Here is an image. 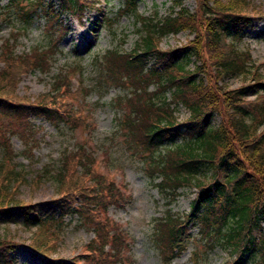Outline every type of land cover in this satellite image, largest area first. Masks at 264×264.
<instances>
[{
    "label": "trees",
    "instance_id": "16d2710c",
    "mask_svg": "<svg viewBox=\"0 0 264 264\" xmlns=\"http://www.w3.org/2000/svg\"><path fill=\"white\" fill-rule=\"evenodd\" d=\"M94 1L59 0L56 9L50 3L48 19L62 24L59 16L68 12L81 21L83 11ZM194 1L190 9L177 0L172 11L160 17L137 13L138 37L128 49L112 47L99 56L95 63L101 72L96 84L123 90L113 97L114 105L122 110L118 124L125 147L140 155L148 176L157 173L159 186L170 197H176L181 186L195 187L188 212L174 217L169 213L155 222L156 240L164 241L165 246L157 242L166 250L164 254L170 258L171 252L178 251L185 243L188 224L196 223L200 244L221 243L229 249L232 257L223 264H240L247 256L254 264H264V76L257 66L248 67L250 55L233 42L242 38L255 16L264 13L252 0ZM43 5L42 0H7L0 6V19L19 11V19L29 22ZM135 6V0H123L119 13L107 17L106 23L112 24L115 15ZM19 29L12 30L0 48V217L10 220L18 212L25 227L35 228L27 245L42 264H77L75 256L55 257L51 253L55 242L46 244L48 236H60L65 214L75 213L79 223L95 232L83 255L91 253L95 264H114L128 242L120 224L103 212L124 196L109 175L96 169L83 140L64 153L61 167L52 173L58 195L50 203L24 200L12 190L15 179L40 180L49 167L22 175L12 165L10 172H3L11 132L24 138L33 132L30 115L61 121L70 129L88 121L81 106L61 109L64 96L70 93L65 74L57 78L55 90L32 100L18 93L23 73L35 67L46 69L52 62L39 48L15 53ZM185 29L193 38L179 46L161 47V37ZM55 50L53 45L50 51ZM191 55L197 60L193 68L187 67ZM237 73L248 74L250 81L235 87L219 83L223 76ZM178 102L188 111L183 121L174 113L173 104ZM180 136L183 142L179 144ZM69 165L74 166L70 172ZM68 172L71 179H67ZM106 242L111 250H105ZM17 245L7 234L0 235V264H19L12 255ZM91 258L89 264H93Z\"/></svg>",
    "mask_w": 264,
    "mask_h": 264
},
{
    "label": "rangeland",
    "instance_id": "374dc122",
    "mask_svg": "<svg viewBox=\"0 0 264 264\" xmlns=\"http://www.w3.org/2000/svg\"><path fill=\"white\" fill-rule=\"evenodd\" d=\"M6 1L0 0V6ZM42 1L45 5L35 11L29 22L19 19V11L8 19H0V48L8 37L11 38L10 32L20 28L14 52L21 53L39 48L46 51V58L52 62L46 69L35 67L20 76L18 93L32 100L39 93L55 90L57 78L65 74L70 77V93L64 96L61 109L73 105L76 98L81 103L78 106H81L82 114L88 121L70 129L62 125L61 121H50L30 115V120L35 126L28 138L11 132L10 154L4 160L5 174L12 170V165L16 170L23 172L22 175L32 171L40 172L44 166L49 167L48 173L46 172L40 180L33 177L27 181L22 178L15 179V188L12 190L24 200L40 204L46 201L50 203L58 195L57 181L52 173L61 167L64 153H69V149H76V144L83 140L89 154L94 156L96 169L101 174L109 175L115 185H119L127 194L122 202L116 205L108 204L103 212L120 224L124 237L128 239L127 246L118 254V260L114 264H223L228 261L232 256L223 244L216 243L212 247L200 244L201 230H198V224H189L188 228L193 236L186 244L180 245V249L175 253L171 252L170 258L168 253L164 254L165 249H161L164 241L156 240L155 222L169 213L174 217L188 212L190 202L195 196V187L181 186L177 196L170 197L159 186L160 177L157 173L153 178L148 176L141 164L140 155L125 147L123 130L118 124L122 110L114 105L113 97L123 90L116 85L104 89L96 84L101 72L100 65L95 63L99 56L112 47L128 49L138 37L137 13L160 17L171 12L177 0H135L136 8L125 10L118 17L115 15L110 25L106 23V18L119 13L123 0H96L93 5L85 8L81 21L68 12L60 14L62 24L65 23L68 28L60 21L48 19L52 12L47 13L46 9L50 3H53L56 9L59 0ZM252 1L258 6L260 13H264V0ZM181 3L190 9L195 6L194 0H181ZM59 33L62 35L58 37ZM193 36L187 29L174 34L168 33L160 38V45L163 48L179 46ZM233 42L237 49L245 50L250 55L247 60L248 67L257 66L264 76V14L255 16L251 25L246 27L242 38ZM52 44L56 46L55 51H50ZM195 63L197 60L194 55L189 56L187 67L193 68ZM73 67L75 70H72ZM245 81L250 80L249 75L244 73L229 74L219 79V83L226 87H235ZM85 86L89 87L87 92ZM166 96L170 97L169 91ZM173 105L178 120H184L187 115L185 107L179 102ZM182 138L178 137L176 143H182ZM68 167L70 172L74 166ZM69 172L67 179H71ZM2 179L0 174V181ZM78 221L75 213L65 214L58 239L56 235L55 239L48 236L47 245L55 242V249L51 250L55 257L68 259L80 254L85 250L86 243L93 238L95 232L92 228ZM261 226L264 229V218ZM33 230L34 227L23 225L18 212L13 213L10 220L0 217V235L7 234L18 243L12 255L19 264H42L27 245ZM104 248L106 251L111 250L110 243L106 242ZM110 256L107 259H110ZM91 257V253L85 256L88 262ZM95 260V257L91 258L93 264ZM79 262L86 263L83 259ZM106 264L111 262L106 261ZM240 264H254V261L248 256Z\"/></svg>",
    "mask_w": 264,
    "mask_h": 264
}]
</instances>
